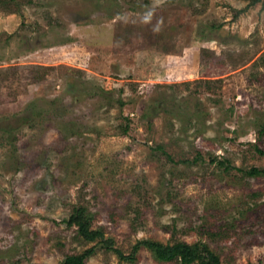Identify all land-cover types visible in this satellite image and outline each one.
I'll list each match as a JSON object with an SVG mask.
<instances>
[{"label": "rangeland", "instance_id": "374dc122", "mask_svg": "<svg viewBox=\"0 0 264 264\" xmlns=\"http://www.w3.org/2000/svg\"><path fill=\"white\" fill-rule=\"evenodd\" d=\"M145 241L264 264V0H0V264Z\"/></svg>", "mask_w": 264, "mask_h": 264}, {"label": "trees", "instance_id": "16d2710c", "mask_svg": "<svg viewBox=\"0 0 264 264\" xmlns=\"http://www.w3.org/2000/svg\"><path fill=\"white\" fill-rule=\"evenodd\" d=\"M258 169L251 170V173H257ZM67 225L70 228H74L76 232L75 239L82 241L86 245L89 243H93L97 241V239H100L103 242L104 233L99 230H93L90 229V226L92 225V220L90 217V214L87 213V208L81 207L76 209V211L71 215L69 220L67 221ZM109 240H105L103 242L106 243ZM146 246L150 249H153L156 253V256L159 260L163 261H169V260H179L181 261V264H188L191 261L195 259L194 255H192L191 248L188 245L185 244H177L174 247H160L157 244H154L152 242H141L138 243L134 249L133 252L129 253L128 257H125L128 260H133L134 254L137 252V249L139 246ZM106 249L113 248L112 245L108 247H104ZM95 251V248H87L84 251L80 253H71L70 255H67L65 260L62 264H85L86 259L91 256V254ZM114 252V251H113ZM116 254L119 255V257L125 256V253L122 251H115ZM210 262L207 264H219V259L216 255H214L211 252H207Z\"/></svg>", "mask_w": 264, "mask_h": 264}]
</instances>
